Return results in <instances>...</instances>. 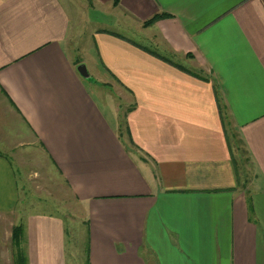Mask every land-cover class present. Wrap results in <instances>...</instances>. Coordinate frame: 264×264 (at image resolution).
<instances>
[{"label": "crops", "instance_id": "1", "mask_svg": "<svg viewBox=\"0 0 264 264\" xmlns=\"http://www.w3.org/2000/svg\"><path fill=\"white\" fill-rule=\"evenodd\" d=\"M113 2L0 0L1 127L10 117L81 207L85 264H264V0ZM79 25L92 86L69 50ZM229 128L256 172L247 187ZM17 181L0 152L5 235L23 225L24 264H69L64 220L25 213ZM11 245L0 264H15Z\"/></svg>", "mask_w": 264, "mask_h": 264}, {"label": "rangeland", "instance_id": "2", "mask_svg": "<svg viewBox=\"0 0 264 264\" xmlns=\"http://www.w3.org/2000/svg\"><path fill=\"white\" fill-rule=\"evenodd\" d=\"M75 11V14L79 12L77 8H75ZM83 12L84 15L91 14V11L89 12L86 8ZM104 16L108 18L109 15L105 14ZM102 24L103 27L107 29L110 28L107 22L103 21ZM80 25L78 29L79 32L77 36L73 38L74 41L72 40L69 50L74 48L73 53L71 52L72 55L70 54L72 59L77 60V62L81 61L82 64L86 66L89 72V79L87 78L88 83L86 84L92 86L95 85L94 79H96V75L92 72L91 64L89 63L90 57L87 56H90L89 53H92V48L90 47L91 42L87 40L91 32L87 29L84 30L85 27L89 28L85 22L82 25L84 28H80ZM104 92L105 102L110 103L112 98L110 94L111 91L105 90ZM6 127L9 129L8 135H12L10 140L7 139L9 136L6 135ZM18 129L17 124L7 116L4 129L0 125V152L10 158L15 170L17 182L20 186V204L23 206V209H25V213L55 215L64 220L68 230V233L66 232L68 263L85 264L86 247H84V240L86 239V223L85 218L82 216L81 207L72 195H69L63 179L55 166L51 165L46 155L36 153L33 151L34 149L29 147H18L17 143L20 142L19 140L23 139L22 136L20 137L16 134ZM228 130L231 156L234 160L238 177L237 184L239 187H247L251 183L256 172L243 142L232 129L229 128ZM119 132L122 133V139L126 144L129 143L122 114L119 115L117 135ZM16 139L19 140L17 141ZM3 140L6 141L3 142ZM131 151L135 153L136 157L142 159V156L133 146L131 147ZM3 229V226H1L0 249L2 256H4L3 258H9L13 248L11 245L12 241L10 238H7ZM6 229H10L9 226ZM7 233L8 236H10L9 230Z\"/></svg>", "mask_w": 264, "mask_h": 264}, {"label": "trees", "instance_id": "3", "mask_svg": "<svg viewBox=\"0 0 264 264\" xmlns=\"http://www.w3.org/2000/svg\"><path fill=\"white\" fill-rule=\"evenodd\" d=\"M118 1L119 0H114L113 5H117ZM167 17H169L168 14L155 15L151 19L144 22L143 26L144 27L150 26V25L154 24L156 21H158L160 19L167 18ZM129 111H130V108L126 110V113H128ZM125 131H126L127 135L129 136V132H128V128L126 127V124H125ZM118 137H119V139H122V133L119 132ZM232 160H233V158H232ZM233 164L235 166L234 160H233ZM235 172H236V168H235ZM237 179H238V177H237ZM22 235H23V225L22 224H18L15 227H13L11 241L16 248L15 264H24V256L19 249V243L22 239Z\"/></svg>", "mask_w": 264, "mask_h": 264}, {"label": "water", "instance_id": "4", "mask_svg": "<svg viewBox=\"0 0 264 264\" xmlns=\"http://www.w3.org/2000/svg\"><path fill=\"white\" fill-rule=\"evenodd\" d=\"M77 71H78L79 75H81L83 78H85L87 80V78L89 77V73H88L85 65L79 64L77 67Z\"/></svg>", "mask_w": 264, "mask_h": 264}]
</instances>
